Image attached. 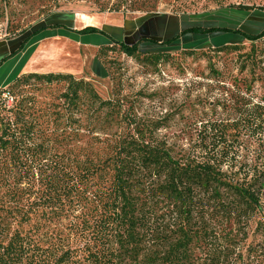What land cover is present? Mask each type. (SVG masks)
<instances>
[{
  "label": "trees",
  "instance_id": "obj_1",
  "mask_svg": "<svg viewBox=\"0 0 264 264\" xmlns=\"http://www.w3.org/2000/svg\"><path fill=\"white\" fill-rule=\"evenodd\" d=\"M220 9L264 12L247 5ZM48 29L68 30L53 24L20 32L18 48L0 66ZM206 30L184 33L264 40V30ZM73 33L103 35L94 27ZM109 41L95 55L107 77L103 59L115 49L154 65L172 53H142L137 44ZM30 81L65 89L52 104L16 95ZM238 91L229 98L232 118L204 120L195 110L182 136L166 137L164 119L139 117L118 94L103 100L84 80L52 73L14 77L0 88V264H262L264 223L251 226L264 202V163L248 165L240 152L250 144L240 139L251 130L249 140L264 149V105ZM255 233L261 241L248 242Z\"/></svg>",
  "mask_w": 264,
  "mask_h": 264
},
{
  "label": "rangeland",
  "instance_id": "obj_2",
  "mask_svg": "<svg viewBox=\"0 0 264 264\" xmlns=\"http://www.w3.org/2000/svg\"><path fill=\"white\" fill-rule=\"evenodd\" d=\"M228 5L258 8L264 7V0H0V59L18 48L22 39L19 38L20 32L26 31L25 35H28L40 25L53 24L80 29L88 25L80 24L82 17L90 18L93 23L99 21L100 25L157 13L185 14L199 16L205 26L215 23L216 27L238 28V31L250 35L264 30V12L216 10ZM45 41L38 44L28 65L21 71H15L19 65L17 62L10 68L8 62L2 64L4 67L1 65L0 88L7 83H3L5 71L9 80L26 73L68 74L90 83L103 100H112L118 94L125 105L132 107L143 119H164L168 128L162 130L161 135L166 137L182 136L180 131L195 120L199 111L204 120L211 116L221 121L232 118L233 107L228 106L229 98L235 97L238 90L252 104L264 105V40L253 44L244 42L237 51H205L193 55L172 52L157 65L145 58H128L115 49L103 59L109 72L105 79L97 77L95 69L94 73L91 71L92 57L97 50L61 40ZM27 51L32 53L28 46ZM64 89L63 84L44 85L30 81L28 86L15 90V93L52 104L58 103L57 98ZM251 132L241 135L243 146L250 144V148L242 150L240 157L248 165L264 163V149H256V143L249 140ZM257 154L260 155L258 159ZM257 221L264 223V202L251 229ZM260 241L258 233L248 239L253 244Z\"/></svg>",
  "mask_w": 264,
  "mask_h": 264
},
{
  "label": "crops",
  "instance_id": "obj_3",
  "mask_svg": "<svg viewBox=\"0 0 264 264\" xmlns=\"http://www.w3.org/2000/svg\"><path fill=\"white\" fill-rule=\"evenodd\" d=\"M89 20L91 21L90 18ZM90 23L93 22L91 21ZM98 23L88 24L86 27L97 28L103 32V35L74 34L73 31L82 29H77L74 26H72V29L68 30H45L38 34L39 36L37 35L38 38L35 41H33L34 37L31 38L19 53L11 57L10 60H7L6 62H8L9 68L11 64L13 65L17 62L19 65H17L15 71H17V69L18 72L21 71L28 65L29 59L32 57V54L33 52H35L38 44L44 42L45 40V42H53L55 40L66 41L68 43L71 42L82 48L94 49L96 51L99 47L110 44V38L127 46L137 44L138 50L142 53L177 52L188 49L200 50L228 45H241L245 42L242 37L235 35V33H232V35H230L231 33L229 32L184 33V31L190 28H201L205 31H207L206 29L209 28L231 29L220 27L221 25H219V27H216L215 23L209 24L214 26H209L208 24V26H205V23L201 21L199 16L169 15L167 13H157L144 15L132 20H123L119 23L118 21H116L114 24L101 23L100 25H98ZM80 24L82 23L80 22ZM83 26H85V24H83ZM237 29L238 28H232V30L234 31ZM27 46L32 50V53L30 51H27ZM28 54H30V56ZM92 58V73H94L93 71L95 69L98 73L96 76L105 79L107 77L106 72L101 67V65H99L94 55ZM2 67H4V65H2ZM5 75L6 77L8 76L6 71ZM6 77V80H4L3 82L5 83L7 81L5 85H7L14 78L12 77L9 80V77Z\"/></svg>",
  "mask_w": 264,
  "mask_h": 264
},
{
  "label": "bare ground",
  "instance_id": "obj_4",
  "mask_svg": "<svg viewBox=\"0 0 264 264\" xmlns=\"http://www.w3.org/2000/svg\"><path fill=\"white\" fill-rule=\"evenodd\" d=\"M80 20V22L82 23V24H85V25H87V24H90V20H89V18L88 17H82L81 19H79Z\"/></svg>",
  "mask_w": 264,
  "mask_h": 264
}]
</instances>
